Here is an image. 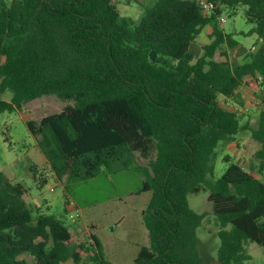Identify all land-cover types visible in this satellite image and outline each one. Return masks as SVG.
Instances as JSON below:
<instances>
[{
	"label": "trees",
	"instance_id": "trees-1",
	"mask_svg": "<svg viewBox=\"0 0 264 264\" xmlns=\"http://www.w3.org/2000/svg\"><path fill=\"white\" fill-rule=\"evenodd\" d=\"M211 1L217 7L207 13L199 0H152L134 21L117 0H0V113L48 94L74 101L26 121L49 167L31 166L39 184L50 174L78 181L130 168L138 153L150 159V167L136 165L146 176L139 192L151 191L143 211L150 244L130 264H204L203 215L189 202L201 190L209 191L219 226L221 264H258L248 243L264 252V180L254 174H264V109L249 128L222 104L244 108L249 88L264 106V0ZM241 6L257 48L244 62L217 60L224 46L240 44L220 15ZM206 25L213 40L195 59L192 46ZM246 129L261 145L259 166L227 154L226 170L214 178L219 146ZM29 197L0 170V264H112L96 235L74 240L61 218Z\"/></svg>",
	"mask_w": 264,
	"mask_h": 264
},
{
	"label": "rangeland",
	"instance_id": "rangeland-1",
	"mask_svg": "<svg viewBox=\"0 0 264 264\" xmlns=\"http://www.w3.org/2000/svg\"><path fill=\"white\" fill-rule=\"evenodd\" d=\"M140 2H127L117 0V6L124 16L132 20H138L142 14L144 5H149L152 0H139ZM224 10L219 19V24L227 32H233L240 44L234 48L224 46L216 52L217 60L227 59L240 63L248 59L250 51L257 48L258 37L250 34L253 24L245 17V8L239 7L236 12ZM211 27L203 28L199 41L192 46L195 59L203 54V44L210 43ZM210 32V33H209ZM9 100L11 92L1 95ZM245 107H237L235 102L222 101V104L234 111L240 112L242 122L247 126L257 127L263 104L261 93L243 90ZM260 102H259V101ZM73 100H63L56 94H48L38 97L26 103L21 110L5 111L0 113V170L8 171L15 167L18 170L15 181L22 182L29 190V203L42 206L48 214L61 218L73 233L74 240L88 241L91 235L81 233L89 226L104 246L103 254L112 264H122L134 261L143 246H149V232L143 220L142 210L147 208L148 202L138 203L140 195L144 196L148 191L139 192L146 176L142 170L136 167H150V159L137 154V163L130 168L103 170L97 176L78 181H59L51 176L45 183L39 184L34 178L31 166L39 168L47 167V159L37 144V138L33 136L26 124L27 119L40 120L43 116L60 112ZM255 107L248 110V106ZM261 147L252 136L249 129L243 130L237 139L219 146L218 158L215 162L214 178L220 177L228 166L223 157L229 155L232 161L239 162L248 168L251 163L259 166L260 161L255 158V152ZM254 174L264 180V174L255 169ZM151 193V191H150ZM209 191L201 190L189 195L191 207L203 215L202 224L198 228L204 255V264H221L218 260L217 250L220 244L218 236L219 226L213 213V205L208 200ZM138 199V200H137ZM142 199V198H141ZM76 209H80L82 216L74 222ZM76 226H81L74 228ZM252 244V245H251ZM247 244V250L253 257V261L264 264L263 248L257 243ZM114 247L120 254L128 253L123 260L114 253L112 256L108 250ZM118 253V252H117ZM127 261V262H126ZM73 262V261H72ZM132 262H129L132 263ZM71 264H75L74 262Z\"/></svg>",
	"mask_w": 264,
	"mask_h": 264
},
{
	"label": "crops",
	"instance_id": "crops-1",
	"mask_svg": "<svg viewBox=\"0 0 264 264\" xmlns=\"http://www.w3.org/2000/svg\"><path fill=\"white\" fill-rule=\"evenodd\" d=\"M205 27H211V29H213L212 28V26L211 25H206ZM204 27V28H205ZM212 31L213 30H211V33H212ZM210 33V32H209ZM248 90H250L249 88H248ZM250 91H252V90H250ZM255 107H253V105L251 106H248V110H251V109H254ZM4 173L8 176V177H10L13 181H15L14 180V178L17 176V174H18V170L15 168V167H13V168H9L8 169V171H4ZM62 182V181H61ZM140 197L142 198H140V200H138V203H142L143 201H146V202H148L149 203V201H150V198H151V193L148 191L144 196H141L140 195ZM148 205V204H147ZM145 210V208L142 210V214H143V211ZM143 218V217H142ZM143 220H144V218H143ZM78 227H81V226H76V227H74V228H78ZM86 232H88L90 235H96L95 233H93V231L91 230V231H89V226L88 225H86V230L84 231V232H81L82 234L83 233H86ZM87 241V240H86ZM102 249H104V246H102ZM108 252L113 256L114 255V253H116L118 256H119V258H120V260H123V258H125L126 256H127V254L128 253H125V254H120L119 253V250L118 249H116V248H114V247H112L111 246V248H110V250H108ZM118 252V253H117ZM104 257H106V256H104ZM106 260L107 261H109V262H111L109 259H107L106 258ZM124 263H122V264H129V262H132V261H126L127 263H125V261H123ZM71 263H73L72 262V260H69V261H67V262H65V263H63V264H71ZM112 263V262H111Z\"/></svg>",
	"mask_w": 264,
	"mask_h": 264
},
{
	"label": "built area",
	"instance_id": "built-area-1",
	"mask_svg": "<svg viewBox=\"0 0 264 264\" xmlns=\"http://www.w3.org/2000/svg\"><path fill=\"white\" fill-rule=\"evenodd\" d=\"M200 5L203 7L204 11L207 13H211L213 12V10H215V8L217 7V3L211 1V0H199ZM222 21H226V19L224 17H220ZM262 89H264V87H262ZM82 216V212L80 209H76V215L73 218V221L75 222L77 220V218Z\"/></svg>",
	"mask_w": 264,
	"mask_h": 264
}]
</instances>
